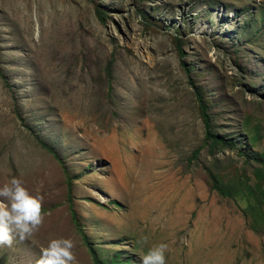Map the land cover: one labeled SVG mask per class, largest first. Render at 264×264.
<instances>
[{
	"label": "rangeland",
	"instance_id": "obj_1",
	"mask_svg": "<svg viewBox=\"0 0 264 264\" xmlns=\"http://www.w3.org/2000/svg\"><path fill=\"white\" fill-rule=\"evenodd\" d=\"M198 92L228 144L206 141ZM12 176L46 215L0 264L58 237L75 264L161 242L165 264H264V0H0Z\"/></svg>",
	"mask_w": 264,
	"mask_h": 264
},
{
	"label": "clouds",
	"instance_id": "obj_2",
	"mask_svg": "<svg viewBox=\"0 0 264 264\" xmlns=\"http://www.w3.org/2000/svg\"><path fill=\"white\" fill-rule=\"evenodd\" d=\"M42 197L31 193L16 176L0 185V244L11 245L13 239L32 237L46 212L41 210ZM71 238H52L40 248L36 264H75ZM166 243L149 247L141 257V264H165Z\"/></svg>",
	"mask_w": 264,
	"mask_h": 264
},
{
	"label": "trees",
	"instance_id": "obj_3",
	"mask_svg": "<svg viewBox=\"0 0 264 264\" xmlns=\"http://www.w3.org/2000/svg\"><path fill=\"white\" fill-rule=\"evenodd\" d=\"M203 93H197V99H198V103H199V109L201 112V116L204 122V127L206 129V141L209 142L211 149H215V147L219 146V145H224V144H228L227 140L222 138L221 136L217 135L214 130H213V124H212V119L210 116V112H209V108L208 105L206 103L205 98L203 97ZM42 145L44 146V148H46L49 152H51L52 154H54L55 156H58L56 154V151L49 145L45 144L44 142H42ZM218 187H215V189H217ZM69 193L70 195H72V188L69 189ZM255 207H253L254 209ZM94 258H96V255L93 254Z\"/></svg>",
	"mask_w": 264,
	"mask_h": 264
}]
</instances>
